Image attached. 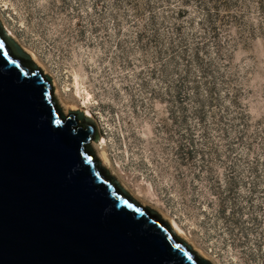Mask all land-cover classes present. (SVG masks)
Listing matches in <instances>:
<instances>
[{"label":"rangeland","instance_id":"rangeland-1","mask_svg":"<svg viewBox=\"0 0 264 264\" xmlns=\"http://www.w3.org/2000/svg\"><path fill=\"white\" fill-rule=\"evenodd\" d=\"M0 23L134 200L210 264H264V0H0Z\"/></svg>","mask_w":264,"mask_h":264},{"label":"water","instance_id":"water-1","mask_svg":"<svg viewBox=\"0 0 264 264\" xmlns=\"http://www.w3.org/2000/svg\"><path fill=\"white\" fill-rule=\"evenodd\" d=\"M0 23V264H210L134 200Z\"/></svg>","mask_w":264,"mask_h":264},{"label":"bare ground","instance_id":"bare-ground-1","mask_svg":"<svg viewBox=\"0 0 264 264\" xmlns=\"http://www.w3.org/2000/svg\"><path fill=\"white\" fill-rule=\"evenodd\" d=\"M9 36V35H8ZM30 52V51H29ZM29 55H30V57H31V59H34L36 56H34L33 54H30L29 53ZM75 94H77V95H79L80 97H81V103H82V105H86L87 103H88V94L87 93H85L84 92V90H83V92L82 93H80V91H79V88H78V82H77V80H75ZM85 116L86 117H89L90 116V114H89V112L88 111H86L85 112ZM103 142H104V140L102 139V141L100 142V145L101 144H103ZM100 157L102 158V160L104 161V162H107L108 161V158H107V155H106V153H105V151L103 150L101 153H100ZM170 228H171V230L174 232V234L178 237V238H180V236H182V235H184V231L182 230V228L177 224V222H175L174 221V219H171L170 220Z\"/></svg>","mask_w":264,"mask_h":264},{"label":"trees","instance_id":"trees-1","mask_svg":"<svg viewBox=\"0 0 264 264\" xmlns=\"http://www.w3.org/2000/svg\"><path fill=\"white\" fill-rule=\"evenodd\" d=\"M187 97V96H186ZM184 100V97L183 96H181V94H180V101H183Z\"/></svg>","mask_w":264,"mask_h":264}]
</instances>
